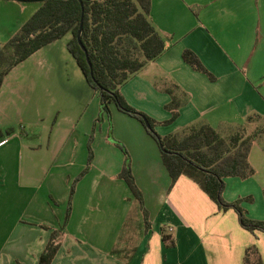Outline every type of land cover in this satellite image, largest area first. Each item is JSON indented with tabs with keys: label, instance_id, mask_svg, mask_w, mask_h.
Returning <instances> with one entry per match:
<instances>
[{
	"label": "crops",
	"instance_id": "obj_1",
	"mask_svg": "<svg viewBox=\"0 0 264 264\" xmlns=\"http://www.w3.org/2000/svg\"><path fill=\"white\" fill-rule=\"evenodd\" d=\"M150 20L165 41V51L120 88L123 98L157 121L161 136L181 139L204 124L224 138L256 135L249 154L254 175L226 178L223 197L229 203L242 200L248 218L264 221V0H152ZM19 23L7 27L8 39L20 30ZM65 37L68 45L71 34ZM185 50L195 53L215 79L185 62ZM65 52L73 56L68 49ZM72 58L69 77L75 82L69 88L85 101L97 95L100 112L99 94ZM18 66L0 91V129L12 124L10 112L14 114L22 101L20 76L14 77ZM173 97L178 116L164 124L173 116L169 108ZM111 110L119 122L118 139L129 149L150 227L140 208L142 219H135L133 231L123 237L127 219L132 220L125 209L132 193L128 195L125 187L119 190V182H124L118 178L120 172L95 173L92 162L76 183L71 216L51 264H246V251L252 247L264 263V232L243 228L235 210L221 209L192 179L182 176L172 185L157 140L136 118L126 119L116 105ZM45 112L51 115L50 108ZM59 123L58 133H64L70 146V160L64 166L54 167L47 155L32 153L31 147L25 148L24 167L12 155L1 156L16 133L0 144V264H39L53 231L64 225L71 186L86 168L71 169L83 153L85 133L77 145V120ZM58 137L51 143L56 144ZM121 237L126 242L123 250L116 248Z\"/></svg>",
	"mask_w": 264,
	"mask_h": 264
},
{
	"label": "trees",
	"instance_id": "obj_2",
	"mask_svg": "<svg viewBox=\"0 0 264 264\" xmlns=\"http://www.w3.org/2000/svg\"><path fill=\"white\" fill-rule=\"evenodd\" d=\"M151 7L152 0H82V3L80 0L43 1L42 6L20 30L4 46H0V91L5 78L16 66L45 46L71 34L68 50L89 85L99 94L101 112L110 119L111 105H116L119 110L145 126L148 133L163 146L162 160L172 179V185L182 176L192 179L221 209L235 210L243 228L251 232H264V221L248 218L241 206L242 200L229 203L223 197L226 178L247 179L254 175L249 154L256 135L236 133L224 138L215 129L204 124L191 128L181 139L176 135L161 136L156 131L157 121L130 106L123 98L120 88L149 61L159 57L166 48L164 39L150 20ZM83 12L81 42L89 55L91 66L77 39ZM131 49H135L137 54ZM183 59L196 71L215 79L192 51L185 50ZM177 107L178 103L173 97L169 106L173 116L164 124H170L177 118ZM143 118L148 120L149 128ZM14 134L13 128L0 129V144ZM119 147L124 149L126 160L118 178L126 183L138 201L145 223L150 227L149 212L132 171V160L125 146ZM92 162L93 151L89 144L88 164L71 186L64 225L53 231L39 264H51L56 257L71 216L76 183L89 172ZM164 239L167 237L164 236ZM258 254L255 247L249 248L245 263L264 264Z\"/></svg>",
	"mask_w": 264,
	"mask_h": 264
},
{
	"label": "rangeland",
	"instance_id": "obj_3",
	"mask_svg": "<svg viewBox=\"0 0 264 264\" xmlns=\"http://www.w3.org/2000/svg\"><path fill=\"white\" fill-rule=\"evenodd\" d=\"M41 6L42 2L37 1L0 0V46H4L9 41L10 31L7 27H12L15 22L26 23ZM17 7L23 10H18ZM67 39L68 37H64L55 46L46 48L40 54L24 62L22 66H18L14 77L20 76L18 82L22 101L18 102L16 114L10 112L12 124L4 128L15 129L16 138L11 139L9 144L1 149V156L4 152L7 156L12 155L11 157L16 158V162L24 167L27 162L25 148L31 147L33 149L31 151H34L32 153H37L40 156L47 155L48 161L54 167L58 164L64 166L70 160L68 159L70 146H66L67 137L64 133L63 135L58 133L56 125L57 122L63 124L64 121L74 118L79 125L74 133L78 140V143L75 144L78 145L82 142L81 135L85 133L83 141L85 146L83 153L80 154L81 158L78 159V162L74 161L77 163L76 167L71 168L74 169L72 172H77L79 168H83V165L87 166L89 144L93 151L95 173L96 171L121 172L126 154L124 149L119 147L120 145L125 146V144L119 141L118 134L115 132V127L119 122L115 117L109 119L101 110L98 111L99 99L97 95L85 101V98L72 93L69 86H72L75 81L73 77L70 79L69 74L73 72L71 66L74 65V60L73 56L71 57L65 52V49H68ZM63 50L64 52H62ZM131 50L137 54L135 49ZM65 57L68 58L65 59ZM46 107L50 108L51 115H47L45 112ZM122 115L127 117L126 119L133 118L127 114ZM55 136H59V141L56 144L51 143V139ZM125 149L130 156L127 146ZM24 181L26 182V179H23ZM119 183L122 184L119 186V190L125 187L126 193L130 195L131 192L127 185L121 181ZM54 199L53 197L49 198L51 205L55 206ZM127 202L125 209L129 211V217L132 220L128 222L129 218L127 219L122 230L125 232L123 237L127 230L130 229L127 234L131 233V230L133 231L135 219L136 222L142 219L139 204L132 195L130 200L127 199ZM61 209L63 210L62 207H58L57 211ZM58 216L54 217L57 219ZM123 237L116 242L117 249L125 248L126 242Z\"/></svg>",
	"mask_w": 264,
	"mask_h": 264
},
{
	"label": "water",
	"instance_id": "obj_4",
	"mask_svg": "<svg viewBox=\"0 0 264 264\" xmlns=\"http://www.w3.org/2000/svg\"><path fill=\"white\" fill-rule=\"evenodd\" d=\"M14 1H19V2H28V1L43 2V1H45V0H14ZM80 1H81V3H82V0H80ZM82 5H83V4H82ZM83 16H84V12H83V14H82V19H81L80 29H79V32H78V35H77V39H78V41H79V43H80L82 49L85 51V53H86V57H87V61H88L89 65L91 66V62H90L89 55H88V53H87L85 47L83 46V44H82V42H81V36H82V31H83V23H84ZM91 75H92V77H93V72H91ZM143 120H144V123H145L146 127L149 128V127H150V124H149L148 120H147L146 118H143ZM160 146H161V148L163 149V146H162V145H160Z\"/></svg>",
	"mask_w": 264,
	"mask_h": 264
},
{
	"label": "built area",
	"instance_id": "obj_5",
	"mask_svg": "<svg viewBox=\"0 0 264 264\" xmlns=\"http://www.w3.org/2000/svg\"><path fill=\"white\" fill-rule=\"evenodd\" d=\"M172 231H173V229H172V228H170V229H169V232L171 233Z\"/></svg>",
	"mask_w": 264,
	"mask_h": 264
}]
</instances>
